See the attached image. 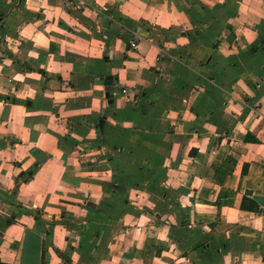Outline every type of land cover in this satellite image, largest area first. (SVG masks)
I'll use <instances>...</instances> for the list:
<instances>
[{
  "label": "crops",
  "instance_id": "1",
  "mask_svg": "<svg viewBox=\"0 0 264 264\" xmlns=\"http://www.w3.org/2000/svg\"><path fill=\"white\" fill-rule=\"evenodd\" d=\"M0 264H264V0H0Z\"/></svg>",
  "mask_w": 264,
  "mask_h": 264
}]
</instances>
